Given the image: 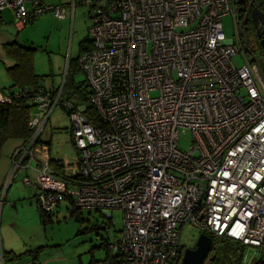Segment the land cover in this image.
Instances as JSON below:
<instances>
[{
    "label": "built area",
    "instance_id": "1",
    "mask_svg": "<svg viewBox=\"0 0 264 264\" xmlns=\"http://www.w3.org/2000/svg\"><path fill=\"white\" fill-rule=\"evenodd\" d=\"M236 1L84 0L92 50L78 67L98 123L62 97L63 86L38 89L31 137L11 155L3 195L16 174L32 169L34 180L22 182L45 212L63 199L110 222L119 211L113 259L93 264H178L185 224L236 243L240 264H264V71L245 54ZM5 9L21 26L45 14L65 17L63 6L39 0H0ZM226 16L231 39L222 31ZM239 54L245 64L237 67ZM57 108L67 114L77 155L69 174L36 157Z\"/></svg>",
    "mask_w": 264,
    "mask_h": 264
},
{
    "label": "rangeland",
    "instance_id": "2",
    "mask_svg": "<svg viewBox=\"0 0 264 264\" xmlns=\"http://www.w3.org/2000/svg\"><path fill=\"white\" fill-rule=\"evenodd\" d=\"M41 1L44 2L43 4L40 2L42 5L55 6L49 4L61 0ZM47 15L51 14H45L35 19L34 23L27 24L25 31L21 33L25 34L26 38H20V41L23 45L36 49L33 54V66L35 73L43 77L40 82L42 87L57 89L63 86L67 75L71 73L69 60H76L79 57L81 42L89 38L88 31L92 25L93 15L89 7L78 4L74 23H36L49 17ZM221 24L225 38L231 39L234 30L230 16L223 17ZM246 59L250 61L248 56ZM232 62L237 67L245 64L240 54L236 55ZM73 76L76 83L84 79L82 73ZM71 100L76 102L75 98ZM50 116L40 138L43 142L42 150L35 156L38 160L47 156L51 162H62L65 164L66 173L69 174L74 171L77 155L70 138L68 117L61 108L51 112ZM179 145L181 150H188L189 133L180 136ZM32 150H36L35 146ZM30 167H34V164H30ZM26 176L33 181L35 174L32 169L20 171L11 182L9 192L4 196L2 192L0 193V264H91L105 260L106 252L101 247V240L108 239L112 242L118 237L122 227L121 213L113 211L112 223L108 224L106 231H96L95 228L100 222L108 223L101 214L81 211L78 215L81 221H77L72 214L70 201L63 199L53 207L43 221L39 216L34 190L22 182ZM200 234L204 232L191 225L185 224L180 227L179 244L182 254L185 249L194 248ZM214 249L218 253L225 249V245L215 243ZM2 252L14 254L3 259ZM180 261L181 259L177 263Z\"/></svg>",
    "mask_w": 264,
    "mask_h": 264
},
{
    "label": "trees",
    "instance_id": "3",
    "mask_svg": "<svg viewBox=\"0 0 264 264\" xmlns=\"http://www.w3.org/2000/svg\"><path fill=\"white\" fill-rule=\"evenodd\" d=\"M34 21L35 19L31 20L27 24H31ZM90 50H92V44L90 42V39L88 38L87 40L82 41L80 44L79 57L76 60H69L68 66L71 73L70 75H67L65 82H63L62 97L69 101H72L71 99L75 98L77 103L74 102V104L78 106H83L84 114L90 117L92 123L95 124L98 123V120L92 112V108L88 103V96L90 91L85 77L82 81L76 83L74 81L73 76V74L75 75L76 73H82V75L84 76L83 72L78 67V60L81 55ZM35 51V48L19 43H13L12 45L6 47L7 56L13 61H15V65L7 70V74L10 80L12 81L11 87L8 89L7 92H4L2 90L0 91L9 100V102H0V158L2 155L3 147L7 142L20 141L21 143H25L31 137V132L29 130L28 123L31 118V115L33 114V109H35V104L33 102V94L38 89H43L42 85L40 84L43 77L37 75L34 71L33 54ZM39 142L43 143L41 139ZM50 165L52 169L56 170L59 173H62L65 167V164L59 161H50ZM68 200L70 201L73 208L72 214L76 217L77 221H81V219L78 217V215L81 214V211L76 210L72 201L70 199ZM37 209L41 220L44 221V219L48 217L50 212H45L41 210L38 206ZM101 217L104 218L103 215H101ZM107 222L108 223L100 222L95 228V230L105 232L108 227V224L112 223L110 221ZM101 227H103L104 230H98V228ZM210 237L213 239L214 244H224L225 249L218 253L216 252L217 250L214 249L213 256L215 258L213 263L209 264H240V260L242 258V251L238 249L236 243L225 238L216 239L212 235ZM116 239L117 237L114 239V241ZM101 241V247L106 252L105 260L113 259L110 257L109 248L113 241L110 242L108 239H102ZM12 254L14 253L2 252L1 258L4 259V257L8 255L10 256ZM181 258L182 251H180V259ZM11 260L12 259H10V261Z\"/></svg>",
    "mask_w": 264,
    "mask_h": 264
},
{
    "label": "crops",
    "instance_id": "4",
    "mask_svg": "<svg viewBox=\"0 0 264 264\" xmlns=\"http://www.w3.org/2000/svg\"><path fill=\"white\" fill-rule=\"evenodd\" d=\"M83 1L84 0H61L58 3H53V2H52L53 4L46 3L49 5L63 6L65 8V17H64V19L59 20V19H56L55 17H53V15L51 14V15H47L49 17L38 20L36 23H74L75 19H76L77 6H78V4L84 5ZM40 2L42 3L41 0H40ZM72 3H74L73 8H72ZM29 9H30V7H29ZM34 22H32V23H34ZM25 29H26V26L18 25L15 22L14 14L10 9H5L1 12V14H0V91L2 90L4 92H7L8 89L11 87L12 81L10 80V78L7 74V70L12 68L15 65V61H13L12 59H10L7 56L6 47L9 45H12L13 43L22 44V41H20V40L22 38L25 39L26 35L21 34V33H22V31H25ZM2 67H3V69H2ZM53 89H55V88H53ZM20 144H21L20 141H9L3 147L2 155L0 158V193L2 192L3 184L5 182V179L7 177L9 169H10L11 155H12L13 151ZM8 190L9 189H7L6 193L9 192ZM2 195H3V193H2Z\"/></svg>",
    "mask_w": 264,
    "mask_h": 264
},
{
    "label": "water",
    "instance_id": "5",
    "mask_svg": "<svg viewBox=\"0 0 264 264\" xmlns=\"http://www.w3.org/2000/svg\"><path fill=\"white\" fill-rule=\"evenodd\" d=\"M245 0H237L236 3L238 5L244 4ZM252 4V2L250 3ZM248 4V8L246 10V15L244 16L243 21L240 24V29L243 27L245 21H246V16L250 14V19L252 22L257 26L258 23H264V15H261L256 9H253L250 12V7L251 5ZM262 20V22H261ZM241 34L243 35V44L245 49L247 48V39L243 32L241 31ZM261 48L263 50L262 53H264V40H261ZM252 62L259 68L260 75L263 76V68L259 65V61L252 56ZM98 230H104L103 227L98 228ZM214 251V241L211 237H209L206 234H200L196 240L195 246L193 249H185L182 255L181 263L180 264H205L206 261L213 262L214 256L210 255Z\"/></svg>",
    "mask_w": 264,
    "mask_h": 264
},
{
    "label": "flooded vegetation",
    "instance_id": "6",
    "mask_svg": "<svg viewBox=\"0 0 264 264\" xmlns=\"http://www.w3.org/2000/svg\"><path fill=\"white\" fill-rule=\"evenodd\" d=\"M252 2V4H250ZM248 4L251 5L250 12L253 9H256L261 15H264V0H245L244 4L239 5L240 11H239V36L241 40L243 41V35L241 34V31L245 35L247 39V48L245 49L244 44L242 42L243 49L245 51V54H247L251 59L252 56H254L258 61L261 68L264 69V53L261 48V40H264V23H258L256 26L252 20L250 19V14L246 16V21L243 25V27L240 29V24L244 19V16L246 15V10L248 8ZM262 22V20H261ZM257 57H261L262 59H258ZM264 71V70H263ZM184 252V251H183ZM214 261V260H213ZM213 263V262H210Z\"/></svg>",
    "mask_w": 264,
    "mask_h": 264
}]
</instances>
